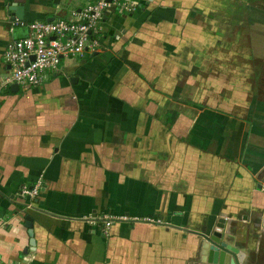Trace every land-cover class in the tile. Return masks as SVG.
I'll use <instances>...</instances> for the list:
<instances>
[{
    "label": "crops",
    "instance_id": "obj_1",
    "mask_svg": "<svg viewBox=\"0 0 264 264\" xmlns=\"http://www.w3.org/2000/svg\"><path fill=\"white\" fill-rule=\"evenodd\" d=\"M88 1L0 0V76L16 12ZM104 28L100 51L0 94V264H210L197 232L220 223L264 264V0H153Z\"/></svg>",
    "mask_w": 264,
    "mask_h": 264
},
{
    "label": "built area",
    "instance_id": "obj_2",
    "mask_svg": "<svg viewBox=\"0 0 264 264\" xmlns=\"http://www.w3.org/2000/svg\"><path fill=\"white\" fill-rule=\"evenodd\" d=\"M152 1L89 0L67 17L57 16L52 20H10V30L20 25L26 27L28 32L10 41L4 50V62L9 69L5 75L0 76V94L14 83L43 84L49 73H56L61 69L64 58H82L88 52L100 51L105 47L104 20L107 14L134 12ZM42 187L43 182L39 179L31 186H21L17 195L30 205V200L39 195ZM100 220L104 225V233H107L115 221L104 216Z\"/></svg>",
    "mask_w": 264,
    "mask_h": 264
},
{
    "label": "water",
    "instance_id": "obj_3",
    "mask_svg": "<svg viewBox=\"0 0 264 264\" xmlns=\"http://www.w3.org/2000/svg\"><path fill=\"white\" fill-rule=\"evenodd\" d=\"M14 18H20V13L16 12ZM54 17L47 18V20H52ZM20 89L19 84L14 83L11 85L12 91H17ZM26 226L29 227V234L31 236V244H35L34 240V230L33 223L30 216L26 217ZM223 224L220 223L214 228L211 234H204V232H197L203 238V262H208L210 264H242L246 256L245 252L242 250L234 249L229 243L225 242L223 237ZM229 255V258H227Z\"/></svg>",
    "mask_w": 264,
    "mask_h": 264
},
{
    "label": "rangeland",
    "instance_id": "obj_4",
    "mask_svg": "<svg viewBox=\"0 0 264 264\" xmlns=\"http://www.w3.org/2000/svg\"><path fill=\"white\" fill-rule=\"evenodd\" d=\"M67 2H69V1H67ZM63 4H64L65 6L68 7V5H66L64 2H63ZM68 4H69V3H68ZM60 17H61V16H60ZM79 60H80V57H75L74 59H72L73 62H77V61H79ZM68 61H70V60H69V59H66V60H65V62H68ZM23 87H24V84H23V85L21 84V85H20V89L23 90Z\"/></svg>",
    "mask_w": 264,
    "mask_h": 264
}]
</instances>
